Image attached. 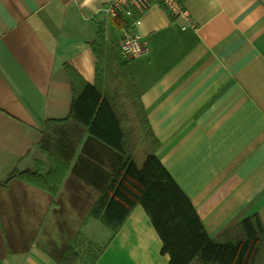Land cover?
<instances>
[{
    "label": "crops",
    "instance_id": "0c3cea01",
    "mask_svg": "<svg viewBox=\"0 0 264 264\" xmlns=\"http://www.w3.org/2000/svg\"><path fill=\"white\" fill-rule=\"evenodd\" d=\"M111 1L0 0V264H59L87 236L106 237L94 264H170L141 206L115 234L92 216L125 156L70 118L85 85L99 87L142 163L116 63L95 52L101 29L112 50L122 38L103 17ZM180 1L193 26L158 0L125 18L149 45L126 69L155 154L217 239L248 218L264 226V0ZM38 168L65 175L56 195L10 176Z\"/></svg>",
    "mask_w": 264,
    "mask_h": 264
},
{
    "label": "trees",
    "instance_id": "16d2710c",
    "mask_svg": "<svg viewBox=\"0 0 264 264\" xmlns=\"http://www.w3.org/2000/svg\"><path fill=\"white\" fill-rule=\"evenodd\" d=\"M104 25L102 23V27ZM121 25L118 24L120 29ZM117 51H120L119 47L112 50L107 46L105 30L101 29L95 52L100 58V54L105 55L106 67L108 61L116 63V76L127 98L132 101L131 116L139 125L137 131L142 129L146 132V139L151 143L144 152L142 163L138 162L132 151L126 149L127 133L119 114L99 87L85 85L74 98L70 118L86 127L90 135L125 156L123 165L93 208L92 216L115 234L134 209L141 206L162 240V253L169 255L170 264H264V226L258 216L244 220L217 239L208 235L192 201L155 154L158 141L140 102L131 72L126 69L127 62ZM14 175L52 195L58 193L65 176L63 174L55 179L48 173L43 177L39 168L21 175L13 172L10 176ZM74 256L78 257L77 252L68 248L58 263L75 264L77 260H72Z\"/></svg>",
    "mask_w": 264,
    "mask_h": 264
},
{
    "label": "built area",
    "instance_id": "2783aa9c",
    "mask_svg": "<svg viewBox=\"0 0 264 264\" xmlns=\"http://www.w3.org/2000/svg\"><path fill=\"white\" fill-rule=\"evenodd\" d=\"M158 2L173 17H183L187 20L188 25L193 26L194 22L188 11L184 8L180 0H158ZM151 6L150 0H112L102 11L108 19H115L120 16L126 18L131 12H137L139 15L146 12ZM138 19L131 22V26L124 27L121 31L122 38L118 42L121 47L122 54L127 59L136 58L149 51L148 43L134 29L138 24Z\"/></svg>",
    "mask_w": 264,
    "mask_h": 264
},
{
    "label": "rangeland",
    "instance_id": "374dc122",
    "mask_svg": "<svg viewBox=\"0 0 264 264\" xmlns=\"http://www.w3.org/2000/svg\"><path fill=\"white\" fill-rule=\"evenodd\" d=\"M104 14V13H103ZM104 18H106L104 15H103ZM108 19V18H107ZM111 20H114V21H117L119 24L122 23V28L120 29V31H122V29L124 27L128 28L129 26H131L130 22H127L126 19L122 16L118 17V18H115V19H111ZM119 46V45H118ZM120 48V53H121V56L123 58V60L125 61H129L131 59H127L123 56L122 54V50H121V47L119 46ZM148 48H149V45H148ZM149 52V51H148ZM145 53L143 55H140L136 58H139V57H142L144 55H147L148 54ZM132 59H135V58H132ZM118 82H120L119 80H117ZM141 134H143L141 136ZM141 134H138V133H135V135H137L139 137V149H140V152H145L146 149L149 148V145L151 143L150 140L146 139L147 135H146V132L144 133H141ZM142 156V155H140ZM9 236H6V238H8ZM104 238V240H102ZM84 239V242H81L79 244V246L77 245H74L75 248H73V250L75 252H79L77 256H74L72 258V260H77L75 264H78V262L80 261V258L82 257V259H86L85 262L83 264H94L95 261L98 260V258L100 257L104 247H105V241H106V237L105 236H93V239H92V236H87V238H83ZM80 240H81V237H80ZM70 249V248H69ZM78 250V251H77ZM81 256V257H80Z\"/></svg>",
    "mask_w": 264,
    "mask_h": 264
}]
</instances>
